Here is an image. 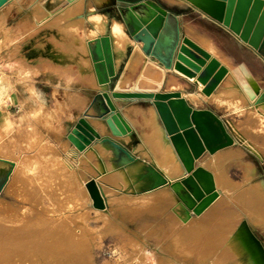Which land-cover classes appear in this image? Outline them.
Segmentation results:
<instances>
[{
  "label": "crops",
  "instance_id": "crops-1",
  "mask_svg": "<svg viewBox=\"0 0 264 264\" xmlns=\"http://www.w3.org/2000/svg\"><path fill=\"white\" fill-rule=\"evenodd\" d=\"M70 1L72 2L68 9L61 11V7L68 3L67 0H57L54 3L43 0L45 16H43V11L39 10L41 5L37 3L30 5L33 22H31L32 26H30L28 33L39 31V33L44 32L45 34L42 38L37 39H34V35L29 37L27 53L22 56L23 64H19L17 61L18 64L15 65V59L6 56L5 74L7 79L5 87L9 90L5 100L0 103V121L5 118L8 128L5 135L0 139V148L4 146L6 155L13 152L16 130L21 132V143H26L24 134L29 132L31 107L33 119L36 120L42 132H45L44 137H48L47 144L40 142L37 147H45L55 153L61 164L66 161L70 162L72 164L70 170L73 171L75 177H81L85 180L93 178L105 190L110 189V183L104 179H98L96 174L104 173L108 179H112L106 171L114 165L117 166L111 150L105 144H100L99 140H95L86 149L78 152L66 137L80 117H85L99 135L110 134L103 120L93 116L97 107L93 100L96 93L104 87L97 82L90 48L93 45L92 40L105 32L111 36L112 52H114L113 68L116 72L110 89L115 91H178L191 106L209 109L225 123L229 119L240 117L231 111L229 114H224L225 109L219 104L220 101L238 103L237 100L240 97L244 98L242 97L243 94H249L251 97L246 100L247 104L251 103L253 107L259 103L264 104V49L261 51L253 49L241 41L228 27L188 1L151 0L169 13L171 17V23H168L169 29L173 27V24H176L180 37H188L203 49L207 47L208 49L204 50L225 68V72L216 86L208 92L209 95L201 92L202 86L198 82L172 70V68L164 67L157 59L143 52L142 43L135 41L125 32L116 0H84L79 10L75 0ZM120 4L124 5V3ZM108 6H111V12ZM49 10H55V12L50 14ZM93 16H99L103 20L105 30L92 19ZM41 18L44 20L36 23V25L35 20ZM114 21L120 23L123 29L121 42L124 47L121 48L119 47L120 43L111 33V25ZM10 46L12 51L16 49L17 52L20 51V42L14 41L13 37ZM18 66L22 67L21 70ZM146 70L150 72L149 76L153 75V78L149 77L153 81L143 82L140 78ZM154 76L157 77L156 81ZM229 90L234 91L230 97L227 93ZM111 99L132 129L130 135L125 136L126 139L120 136L116 139L139 161L145 165L147 163L154 165V160H157L158 156L153 139L155 122L151 121L150 110L153 106L148 100L141 98L111 97ZM48 102L53 105L52 109L55 108V111L62 113V115L55 117L52 109L48 108ZM24 104H27L26 108ZM20 105H22L21 110L15 112L14 108L19 109ZM246 112L248 114V111ZM55 119H59V122H54ZM155 119L157 123L160 122L158 117ZM246 119L254 120L250 119L249 115H246ZM229 129L235 138V142L238 143L239 140L235 133L232 132L231 128ZM240 130L244 131V129ZM250 135H256V133L251 132ZM30 140L36 142L37 135L33 133ZM253 142L255 143V141ZM227 148L228 146L216 150L214 155L220 154L222 150H227ZM209 157L211 154L206 153L196 160V163L198 161V164H203L205 159ZM0 165L7 168V171L12 169L7 164L0 163ZM11 176L12 174H10L9 179ZM258 182L264 186L263 182ZM253 183L251 181V184ZM253 185L258 187L259 184ZM156 192L161 194L163 190H150L145 193H152L151 196L154 194L152 199L158 201L160 194L158 195ZM123 193L117 191L110 194L109 192L107 197L111 198L113 205H120L118 213H123L124 210L125 213L130 214L129 211L132 209L134 212L136 206L131 201L137 198L140 189L137 191L130 190L127 194L124 193L126 196ZM166 194L165 198L164 193L161 194L159 200L165 201L166 206H168L167 215L168 211L171 210L172 201L168 197V193ZM127 197L130 201L126 202ZM117 201L119 202L116 203ZM121 205L124 206V209ZM125 205L128 210H126Z\"/></svg>",
  "mask_w": 264,
  "mask_h": 264
},
{
  "label": "rangeland",
  "instance_id": "rangeland-1",
  "mask_svg": "<svg viewBox=\"0 0 264 264\" xmlns=\"http://www.w3.org/2000/svg\"><path fill=\"white\" fill-rule=\"evenodd\" d=\"M36 1L37 0H18L13 2L12 5L6 9L7 11H4V7V9L0 8V13L3 12L2 16L9 25L10 37H13L14 41L20 42V51L15 57H20L27 53V41L29 37H33L34 35V39H37L42 38L45 34L44 32L39 33V31L28 33L30 26H32L31 22H33L32 7L30 5ZM49 1L50 3H54V1L57 0ZM83 1L84 0H75V3H77L76 5H78V10ZM39 5L42 6L39 10L43 11V16H45L43 2ZM69 5L70 3H67L65 6L61 7L60 10H67ZM108 9L110 12L112 11L111 6H108ZM92 19L97 22H103L99 16L92 17ZM42 20H44V18L36 19L35 24ZM23 34L24 36H22ZM0 58V75H2V77H0L1 103L7 97V92L9 90L5 87V81L7 79H5L4 75L6 72L5 49L2 50ZM17 60L18 58L14 60L15 65L17 64ZM189 79L198 82L199 85L202 86V93L205 95L210 94L204 91L205 84L197 80L196 77H194V79ZM241 99L240 97L238 100ZM228 102L229 101L226 100L219 102L225 109V111H223L224 114H229V111H231L234 112V115L240 117L237 119H229L226 123L224 122L232 138V144L229 145L228 148H239L240 154L235 157V159H230L226 161V164L224 163L225 166L223 168L225 174L233 184L239 185L241 182L243 184L244 180L241 168L245 164L250 165L253 173L251 181L254 182L253 184H259L258 187L264 192V189H262L264 186L258 182L264 183V154L259 156L255 152L246 149L239 141L238 143L237 141L235 142V138L229 130L232 126H237V128L239 127L242 130L244 129L245 132H248L247 135L251 137V132L264 133V128L262 129L257 125V115L252 109L253 104H247L246 107H249H244V109L241 110L238 103ZM47 104L48 108L52 109L53 105L49 102ZM24 105H26L24 106L26 108L27 104ZM21 107L22 105L19 106V109L14 108L15 112L21 110ZM52 111L55 117L62 115V113L55 111V108H53ZM246 111H249L248 114ZM32 115L33 111L30 107L29 132L24 134L26 143H21V132L16 130L13 152L9 154L10 157L21 159L26 167V179H24L23 183H20L24 188L27 187L24 193H22L24 196H21L17 191V186L11 182V178H8L0 189V264H159L158 262L161 259L169 260L164 248L167 237L171 232L169 229V227H171L169 219L172 214L170 215L169 213L166 215L167 206L165 201L161 202L160 200H155L154 203L152 196H149L151 194L145 193L150 191L148 185L140 188L141 192L138 194L139 196H137L139 198L133 200L135 201L134 203L136 205L139 204L140 207L138 205L135 206L134 212L130 211V214L125 213L124 210L123 213L113 214L110 209L107 214H104L92 208L85 199L78 200L77 204L66 207L67 201L75 203L77 200L74 194H72L73 183L77 186V193L79 195L83 196L86 195V193L81 185L80 179L73 175V171L57 160V155L55 153L45 147H37V144L40 142L47 144L48 137H44L43 134H45V132L43 133L40 127H38ZM246 115H250V119L254 120L249 121L246 119ZM54 122H59V119H55ZM33 133L37 135L36 142L30 140ZM254 140L260 143L262 137L258 135ZM4 150V146H1L0 154L6 156ZM214 153L215 152L209 154L212 156ZM195 164L200 165L198 161L197 163L195 162ZM6 172L7 168L0 165V182L3 180ZM86 181L88 182L89 180ZM110 194H113V192H110ZM106 195L108 196L109 192H106ZM158 204H160V206ZM141 205L144 206L141 208ZM52 207H54L56 212H48ZM147 207L151 208V210ZM19 210L25 211L27 213V219L29 218L23 233L25 237L23 240L25 241V247H23L24 255L22 254V256L11 258L6 251L9 248L12 251L14 248L8 246L7 243H9V241H5V238L8 234L7 227L9 228L10 226L9 220L11 213L18 212ZM174 210L175 213L174 216H172V219H174L173 228L179 226L178 221L180 217L178 214L179 211L177 209ZM211 211L198 215L190 211L188 221L194 224L198 222V219L200 222L212 220L217 224L218 221L219 224H223V216L225 217L228 212L229 214L233 212L234 224L238 225L244 223L243 215L240 213L238 216L239 212H237L235 206L231 203V199L227 196H223L217 203L214 211ZM63 219H65L66 225L65 229L60 231L58 227L60 228L62 225ZM251 234L257 241L259 250L263 251L264 228L259 226L254 229L252 228ZM237 258L241 259V257ZM242 260H244L243 257L241 261H237V264H244Z\"/></svg>",
  "mask_w": 264,
  "mask_h": 264
},
{
  "label": "water",
  "instance_id": "water-1",
  "mask_svg": "<svg viewBox=\"0 0 264 264\" xmlns=\"http://www.w3.org/2000/svg\"><path fill=\"white\" fill-rule=\"evenodd\" d=\"M7 0H0V7ZM69 1V0H67ZM120 20L125 32L135 41L142 43L145 54L157 59L166 68L193 77L199 72L197 80L205 84L204 91H211L225 72V68L215 58L186 36L180 37L176 24L169 29L171 17L166 9L151 0H116ZM212 18L228 27L241 41L257 51L264 49V0H186ZM258 2V10L250 28L247 20L251 7ZM120 3H124L121 5ZM55 10L49 13H54ZM175 23V22H174ZM247 29L246 37L242 32ZM91 56L94 73L100 89L93 100L97 105L93 116L101 118L110 134L99 135L85 117H80L67 133L68 141L78 151H83L92 142L99 140L111 150L117 166H123L138 160L116 137L131 133V128L122 114L116 109L111 97L127 99H146L155 108L163 126L165 136L170 141L178 159L184 168L180 180L171 184L174 191L182 198L186 207L194 214H200L216 197L212 175L200 165H195L204 153L232 144V138L224 122L209 109L191 106L178 91L120 92L110 89L116 76L113 68L111 36L105 32L92 40ZM208 60V62H207ZM87 115V114H86ZM11 168L14 163L0 159ZM11 169L0 182V189L9 178ZM146 172L154 178L148 185L155 189L167 180L152 165H146ZM93 206L104 208V200L95 180L87 182ZM179 187V188H178Z\"/></svg>",
  "mask_w": 264,
  "mask_h": 264
},
{
  "label": "bare ground",
  "instance_id": "bare-ground-1",
  "mask_svg": "<svg viewBox=\"0 0 264 264\" xmlns=\"http://www.w3.org/2000/svg\"><path fill=\"white\" fill-rule=\"evenodd\" d=\"M15 1H18V0H7L5 2V4H3L0 8L4 7L5 8V9L3 8L4 11H7L6 9H8L9 6L12 5V3ZM42 2L43 1H41V0H37L35 3L40 4ZM71 2L72 1H70V0L68 1V3H70V4H71ZM258 7H259L258 2H254V4L251 7V14H249V19L247 20V27L248 28L251 27L252 22L255 18V14L257 15L258 13H260V16L263 14V10H258ZM2 13L3 12L0 13V56H1L2 50L5 49L6 56H9L8 58H12V59L18 58L17 61L20 64L23 62V57L22 56L15 57V55L18 53L17 49L13 50V51L11 49V46H10L11 45V37H10V32H9V25L4 20ZM93 17H95V16H93ZM95 22H97V21H95ZM97 23H99L101 28L104 29V25H103L104 22H97ZM247 27L242 32L243 37H246V35H247V29H248ZM111 33L115 37V39L118 40V43H120L119 47L120 48L124 47L123 43L121 42L122 37H123V29H122V26L120 23H118L117 21L112 22ZM206 48H204V49H206ZM210 57H211V54H210ZM19 66H21V65H19ZM19 68L21 70L22 67H19ZM198 73L199 72H197L195 76L189 77V78H192V79H194V77L197 78ZM4 75H5V79H6V74H4ZM19 75H20V73H19ZM149 75H150V72L148 70H146L141 74L140 78L142 79L143 82L144 81L146 82L148 80H152V79H149V77L153 78V75L152 76H149ZM0 77H2V75H0ZM154 80L156 81L157 77L154 76ZM149 83H150V81H149ZM120 92H129V91H120ZM227 93L226 94L230 97V96H232L231 94H234V91L229 90ZM242 97H244V98H242L241 100H237L238 106H240L241 110L244 109V107L248 108V107H246V104H247L246 100L250 99L251 96L249 94H243ZM119 98H123V97H119ZM222 98H225V97H222ZM124 99H127V98H124ZM231 101H233V100H231ZM252 109H253L254 113H256V115H257L256 116L257 117L256 122H258L257 125L263 129L264 128V104L259 103V104H257V106L252 107ZM245 110H247V109H245ZM150 111H151V121L155 122V123L153 122L155 124L154 125L155 128L153 129V139L155 141V147H156V151H157L156 155L158 156L157 157L158 159L154 160V165H152V166L154 168H156L161 173V175L167 180V183H168V184L165 183V184H163V185H161L155 189H151V190H157V191L163 190L164 198L167 196L166 193H168V197H170V199L172 201V207L171 208L169 207L171 210L170 211H168L169 209L167 210L168 214L170 213V215L172 214V216H174V213H175L174 209H177L179 211L178 214L180 216L179 221H178L179 223L177 222L179 224V226H177L175 228H173L174 227L173 226V223H174L173 220L174 219H172L173 217L171 216L169 219V222L171 224L170 225L171 227H169V229L171 232L167 237V240L165 242L166 243L165 248H164L166 253H167L166 256L169 260L161 259L158 263L159 264H191V263H193V264H237V261L238 260L241 261V259L243 257L244 260H242V261H244V264H264V250L263 251L259 250L258 243L254 239V236L251 234L252 228L254 229L257 226L264 228V192L260 188H258L257 186H254L253 184H251V178H252L253 173H252V169H251L250 165L245 164L241 168L244 182H243V184H242V182H241V184L239 183V185L232 183V181L225 174V170L223 168L225 166L224 163L226 164V161L233 159V158L235 159V157L239 156V154H240L239 148H228L227 150H222V152H220V154H218V155L212 154V156L209 159L205 160L203 162V164L199 163L201 167H203L205 170H207L211 173L212 179H213L214 190L217 192L216 197L212 200V202L201 213L211 211L212 209H213L212 211H214L219 200L222 199L223 196H225V197L227 196L231 199V203L235 206L237 212H239L238 216L240 215V213L243 215V217H244L243 222L244 223H242V224L240 223L238 225H235L234 219H233V216H234L233 212H230V214L228 212L225 215V217L223 216L224 220L222 219V222L223 221L225 222V223L223 222V224H219V221L217 224L212 220L207 221V222L206 221L200 222L199 219H198L197 223L195 222L196 224L195 223L192 224L190 221H188L189 220L188 217H190V211H192V210H189L186 207L182 198H180V196H178L176 194V192L174 191L173 187H171V184L173 182L180 180L181 177H183V175H184L183 165H182L181 161L178 159L170 141L166 138L163 126L161 125L160 122L157 123V120L155 119V117H158L155 108L153 107ZM123 118H124V116H123ZM130 128H131V126H130ZM238 128H237V126L236 127L232 126L231 130L233 133H235V135L238 138L241 145H243L246 149H249V150L255 152L259 156L263 155L264 154V133L257 132L256 135H251V137H250L247 135L248 132L241 131ZM7 129L8 128H7V124H6V119L3 118V120L0 121V139L5 135ZM129 135H130V133H127L125 135H121L120 137L125 138V136H129ZM258 135H260L262 137V141H260V143H257L254 140V138L257 137ZM253 141H255L256 144ZM78 152H81V151H78ZM0 159H5L8 161H12L14 163V165L11 169V174H12L11 182L16 184L17 191L20 193L21 196H24V195H22V193H24V190L27 187L24 188L23 186H21L20 183H23L24 179H26L27 171H26V167H25L23 161L19 158L18 159L13 158V157H10L9 155L3 156L1 154H0ZM0 163H4V162L0 160ZM63 164L69 169L72 168V164L70 162L66 161V162H63ZM147 165H148V163H147ZM106 171H107V174L112 177V179H108V176H106L104 173H98L96 175H97L98 179H102V180L104 179V180L108 181L109 183L111 182L110 189L105 190L101 186V184L95 180L97 186L99 187V190L101 192L103 200H104V204H105L104 208H96L93 206V200H92V197H91L89 190H88V187H87V181L81 177L79 179H80L82 187L84 188L86 195H83V196L79 195L77 193L78 188L75 185V183H73L72 194H74L75 199H77V200L75 203L71 202V201H67L66 207H68L69 205L77 204L78 200H82V199L84 200L85 199L86 202L89 203L92 206V208H94L95 210L103 212L104 214H107L109 212V209H110V211L113 212V214H115V213H118L120 211V207H119L120 205H118V206L113 205L112 201H110L109 198L107 197L106 192H117V191H119V192H124L127 194L130 192V190L137 191L141 187H143L145 185H150L154 182V178L150 177V175L146 172V165L143 162L139 161V159L134 160L132 162H129L123 166H115L114 165L112 168L110 167ZM153 192H155V191H153ZM163 193H161V194H163ZM157 194L159 195L160 193H157ZM160 195L158 196L159 197L158 200L160 199ZM137 196H139V195H137ZM149 196H151V195H149ZM152 196H153L152 198H154V194ZM155 196H157V195H155ZM119 197L121 198L122 196H119ZM129 197H130V195H129ZM129 197H127V199ZM21 198H23V197H21ZM116 198H118V197H116ZM137 198H139V197H137ZM154 200H156V199H154ZM154 200H153V202H154ZM119 201L121 202V200H119ZM119 201H117L116 203H118ZM127 201H130V200L128 199V200H126V202ZM131 202H135V201H131ZM122 203H123V201H122ZM156 203H157V201H156ZM127 205H130V204H127ZM137 205L139 206V204H137ZM145 205H146V203H145ZM158 205L160 206V204H158ZM158 205H157V207H158ZM115 206H117V207H115ZM143 206L141 205V208ZM170 206H171V204H170ZM122 207L124 209V206H122ZM125 208H127L126 205H125ZM147 208H149V207H147ZM160 209H162V208H160ZM160 209H159V211H160ZM126 210H128V208ZM149 210H151V208H149ZM219 210H218V212H219ZM131 211H132V209H131ZM48 212H56V211L54 210V207H52V208H50V210H48ZM216 213H217V211H216ZM57 215H58V213H57ZM101 215H102V213H101ZM214 218H215V216H214ZM28 219H27V213L23 210H19L18 212L11 213V217L9 220L10 226H9V228L7 227L8 234H7V237L5 238V241L6 240L9 241V243H7L8 246L11 248H14V250L12 249V251L10 250V248L7 249V251H6V252H8V255H10L11 258H15V256L16 257L22 256V254L24 252L23 247H25V241H23V240L25 237H24L23 233H24V228L28 224ZM64 220L65 219L62 220V225L60 226V228L58 227V229L60 231L65 229L66 223ZM221 225H222V227H221ZM165 233H164V235H165ZM162 235H163V233H162ZM237 257H241V259H239Z\"/></svg>",
  "mask_w": 264,
  "mask_h": 264
}]
</instances>
